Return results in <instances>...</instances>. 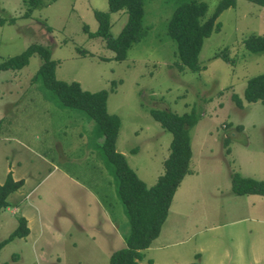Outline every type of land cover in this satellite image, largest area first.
I'll list each match as a JSON object with an SVG mask.
<instances>
[{
    "label": "rangeland",
    "instance_id": "obj_1",
    "mask_svg": "<svg viewBox=\"0 0 264 264\" xmlns=\"http://www.w3.org/2000/svg\"><path fill=\"white\" fill-rule=\"evenodd\" d=\"M181 1L145 0L146 34L117 61L102 38L89 36L98 28L94 11H108L107 0H55L26 17L24 0H0V61L37 43L58 62L57 79L89 91L109 90L116 81L107 98L108 112L121 122L116 150L147 187L163 173L172 139L149 110L182 114L194 106L199 119L189 130L191 173L172 198L153 243L159 248L143 255L156 264H264V196L231 191L233 173L264 179V104L244 101L240 108L232 99L233 93L243 98L247 80L264 71V54L243 45L252 34L264 35V6L236 0L225 9L216 19L219 30L203 41L202 69L192 72L178 70L167 33ZM200 1L208 17L219 0ZM126 19L110 13L112 37ZM41 62L34 54L19 70H0V184L9 171L25 181L0 211V239L33 208L28 235L4 245L0 262L110 264V252L125 245L111 222L126 234L130 224L101 153L103 136L86 112L64 107L42 80L32 81Z\"/></svg>",
    "mask_w": 264,
    "mask_h": 264
},
{
    "label": "trees",
    "instance_id": "obj_2",
    "mask_svg": "<svg viewBox=\"0 0 264 264\" xmlns=\"http://www.w3.org/2000/svg\"><path fill=\"white\" fill-rule=\"evenodd\" d=\"M55 0H24L28 16L33 9L42 8ZM145 0H107L108 11H94L98 21V28L89 32L90 37H100L106 47L114 55L112 59L122 61L126 58L128 49L146 34L142 25ZM236 0H219L210 16L206 17L207 4L200 0H183L173 10L167 23V33L176 45V66L179 71L186 69L192 72L201 70L199 52L203 41L212 32H217L220 24L216 19L227 8L234 6ZM264 6V0H248ZM123 12L127 15L125 24L119 33L110 35V13ZM3 20H0V22ZM9 19V23H14ZM84 30L88 31L87 26ZM244 48L250 53L264 54V35L252 34L243 41ZM38 54L42 60L32 81L42 80L46 87L51 88L58 97L61 105L80 109L95 122L97 129L103 136L101 153L110 171L116 178V193L123 204V211L127 217L130 229L125 235V245L112 251L109 256L110 264H140L143 259V250L151 246L161 231L172 198L180 182L186 174L191 173L190 159L192 150L189 130L198 119L199 114L193 106L189 112L178 114L167 109L152 108L149 113L168 130L172 139L170 152L163 161L164 171L157 178L154 185L147 187L136 172L128 164L125 155L116 150V139L120 127V117L109 113L107 98L110 92L115 91L116 81L111 82V88L97 91L85 90L77 81H63L55 76L58 62L51 58L50 51L44 46L32 43L21 53L0 61V70H19L29 63V58ZM220 57L226 62H234L228 54ZM236 106L243 107V102H261L264 104V71L250 77L243 92V98L236 93L232 94ZM228 139L226 138L225 142ZM23 179L15 180L9 171L0 184V211L8 206L7 197L23 185ZM231 191L235 195L256 194L264 196V179L242 176L233 173L231 176ZM29 228L25 218H18L17 226L7 238L0 239V250L14 238L25 237ZM198 257V254H196ZM6 264V262H0ZM152 264V259H148ZM187 264H200L197 261Z\"/></svg>",
    "mask_w": 264,
    "mask_h": 264
},
{
    "label": "crops",
    "instance_id": "obj_3",
    "mask_svg": "<svg viewBox=\"0 0 264 264\" xmlns=\"http://www.w3.org/2000/svg\"><path fill=\"white\" fill-rule=\"evenodd\" d=\"M190 176H192V175H190ZM189 176V177H190ZM14 179L16 180L17 178H15L14 177ZM24 181V180H23ZM25 182V181H24ZM24 184V183H23ZM23 186V185H22ZM21 186V187H22ZM19 189V188H18ZM17 189V190H18ZM16 190V193L18 192ZM15 192V191H14ZM13 193V192H12ZM10 195V194H9ZM19 196H22V194L20 193L19 194ZM14 206H18V205H14ZM31 206V205H30ZM8 208V207H7ZM7 208H5V209H7ZM14 208H16V209H19V207H14ZM30 208V207H29ZM37 209V208H36ZM17 211V210H16ZM30 214L29 215H24L26 218V222H28V224H30L29 223V221H30V215L31 216H33V208H30ZM121 216V219L122 220H124L125 221V217L121 214L120 215ZM34 220V219H33ZM111 222V221H110ZM29 227V226H28ZM111 228H112V230H113V232H114V234H119V236H120V238H125V235H127L128 233H129V231H128V233L126 234V233H123L122 231H121V229H120V226L118 225V222L114 219V221H113V223L111 222ZM159 236V235H158ZM157 239V238H156ZM156 239H154L153 241H152V243H151V246L149 247V248H147V249H156V248H159V247H154V245H153V243L155 242V240ZM72 244H75V242H71ZM114 251V250H113ZM110 253H112V251L110 252ZM148 260V259H152V258H146L145 257V255L143 256V259L141 260V261H139L140 262V264H143V260ZM147 263V262H146ZM148 264V263H147ZM152 264H156V262L152 259Z\"/></svg>",
    "mask_w": 264,
    "mask_h": 264
}]
</instances>
